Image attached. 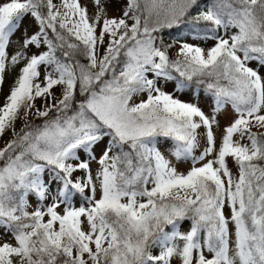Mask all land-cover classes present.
Here are the masks:
<instances>
[{"label": "snow or ice", "instance_id": "6c2138e0", "mask_svg": "<svg viewBox=\"0 0 264 264\" xmlns=\"http://www.w3.org/2000/svg\"><path fill=\"white\" fill-rule=\"evenodd\" d=\"M90 4L0 0V264H264V0Z\"/></svg>", "mask_w": 264, "mask_h": 264}, {"label": "rangeland", "instance_id": "374dc122", "mask_svg": "<svg viewBox=\"0 0 264 264\" xmlns=\"http://www.w3.org/2000/svg\"><path fill=\"white\" fill-rule=\"evenodd\" d=\"M84 1H85L84 3H90V0H84ZM55 2H59V0H55ZM89 7L91 8V4L89 5ZM253 66H255V65H253ZM12 80H13V77H12L11 75H9V76L6 78V81H5V83H4V87H3V92L0 93V104H2V103L4 102V96L7 94L8 89H9V85L12 83ZM168 90L171 91V88H169ZM180 98H181V99H185V100H187V99H190V96L186 94V95H182ZM39 103H40V101H39V102L37 101V104H38V105H39ZM202 107L204 108V110H205L206 112L210 111L209 107H208L206 104H202ZM219 119H220L221 129H218V130H217V136H218V137H219V135H220V132H221V130H222V127H223L226 123H228V118H226L224 115H221V116L219 117ZM19 126H20V124H19V122H18V123H17V127L19 128ZM254 130H255V129H254ZM8 138H9V136L6 135L2 140H0V147L3 146L4 142H5ZM230 164H231V165H230ZM229 165H230V167H232L233 170L235 171V165L232 163L231 160L229 161ZM232 165H233V166H232ZM182 167H183V168H186L187 165H183ZM183 168H182V169H183ZM77 206H79V203H77ZM173 264H175V261L173 262Z\"/></svg>", "mask_w": 264, "mask_h": 264}, {"label": "trees", "instance_id": "16d2710c", "mask_svg": "<svg viewBox=\"0 0 264 264\" xmlns=\"http://www.w3.org/2000/svg\"><path fill=\"white\" fill-rule=\"evenodd\" d=\"M171 34L175 35L176 34V30L174 29ZM165 39L166 40L168 39V33L167 32L165 33Z\"/></svg>", "mask_w": 264, "mask_h": 264}, {"label": "bare ground", "instance_id": "6f19581e", "mask_svg": "<svg viewBox=\"0 0 264 264\" xmlns=\"http://www.w3.org/2000/svg\"><path fill=\"white\" fill-rule=\"evenodd\" d=\"M82 3H84L85 1L84 0H81ZM90 5V3H87ZM113 14H118V13H113ZM39 102V101H38ZM231 165V164H230ZM183 166V165H182ZM233 166V165H232ZM183 168V167H182Z\"/></svg>", "mask_w": 264, "mask_h": 264}]
</instances>
